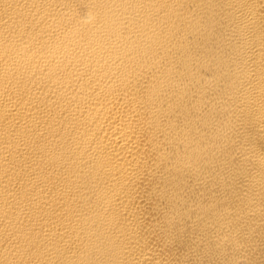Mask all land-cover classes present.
Returning <instances> with one entry per match:
<instances>
[{"label": "bare ground", "instance_id": "obj_1", "mask_svg": "<svg viewBox=\"0 0 264 264\" xmlns=\"http://www.w3.org/2000/svg\"><path fill=\"white\" fill-rule=\"evenodd\" d=\"M0 264H264V0H0Z\"/></svg>", "mask_w": 264, "mask_h": 264}]
</instances>
